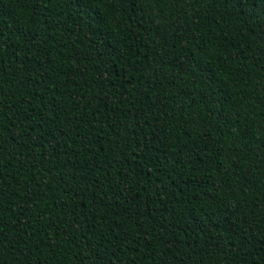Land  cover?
Returning <instances> with one entry per match:
<instances>
[{"label": "trees", "instance_id": "trees-1", "mask_svg": "<svg viewBox=\"0 0 264 264\" xmlns=\"http://www.w3.org/2000/svg\"><path fill=\"white\" fill-rule=\"evenodd\" d=\"M0 264H264V0H0Z\"/></svg>", "mask_w": 264, "mask_h": 264}]
</instances>
